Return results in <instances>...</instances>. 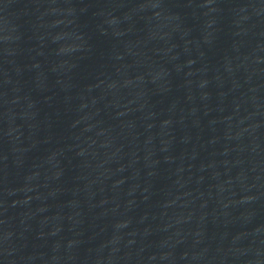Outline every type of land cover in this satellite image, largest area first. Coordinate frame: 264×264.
<instances>
[{"label":"water","instance_id":"1","mask_svg":"<svg viewBox=\"0 0 264 264\" xmlns=\"http://www.w3.org/2000/svg\"><path fill=\"white\" fill-rule=\"evenodd\" d=\"M0 264H264V0H196L0 208Z\"/></svg>","mask_w":264,"mask_h":264}]
</instances>
